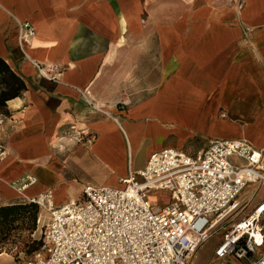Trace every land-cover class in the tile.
<instances>
[{
	"label": "crops",
	"instance_id": "crops-1",
	"mask_svg": "<svg viewBox=\"0 0 264 264\" xmlns=\"http://www.w3.org/2000/svg\"><path fill=\"white\" fill-rule=\"evenodd\" d=\"M242 1L0 0V57L26 83L0 125V206L47 190L64 204L80 192L62 185L100 184L59 174L94 159L126 175L167 146L194 155L245 139L264 151V0Z\"/></svg>",
	"mask_w": 264,
	"mask_h": 264
},
{
	"label": "built area",
	"instance_id": "built-area-1",
	"mask_svg": "<svg viewBox=\"0 0 264 264\" xmlns=\"http://www.w3.org/2000/svg\"><path fill=\"white\" fill-rule=\"evenodd\" d=\"M19 28L21 37L35 34L29 22ZM6 155L0 139V160ZM35 182L27 176L18 190ZM118 182L84 185L61 205L50 190L24 197L46 220L42 245L24 264H191L197 248L237 212L238 196L253 186V198L264 184V151L245 139H213L194 155L167 146ZM153 192L165 194L153 200ZM263 217L264 196L230 226L214 258L264 264Z\"/></svg>",
	"mask_w": 264,
	"mask_h": 264
},
{
	"label": "rangeland",
	"instance_id": "rangeland-1",
	"mask_svg": "<svg viewBox=\"0 0 264 264\" xmlns=\"http://www.w3.org/2000/svg\"><path fill=\"white\" fill-rule=\"evenodd\" d=\"M128 166L129 164L134 166L136 168L137 166H140L143 152L140 151H134L132 149L128 150ZM104 159V158H102ZM90 168L83 169V168H76L73 165L68 166L67 168V174H59L60 179H65L71 181V179H75L78 182H92L95 184L100 185H108V186H115L113 185L115 183L116 177L119 178L120 173L124 168L126 172V164L122 166H119L116 168L115 166H111L108 162L104 160H96L94 159L89 165ZM116 168V169H115ZM115 169V170H112ZM128 169V168H127ZM40 177H45V179H50V185L55 184V181L58 177V175L55 177H52V175H45L40 174ZM73 182V181H72ZM80 184H64L62 185V188L60 189V194L65 192L67 188H70L69 192L65 194L64 196L72 197L75 194L79 193L82 189L79 186ZM117 186V185H116ZM55 190V189H54ZM253 190V186L247 187L243 193H241L238 196V200L240 203V207L238 208L237 212L231 216L229 219H227L221 226H219L212 234L208 236L205 242H203L196 250L195 254L192 257L191 264H224V261H219L214 258V249L216 245L220 242L224 234L227 232V230L230 228V226L240 220L241 218L245 217L251 207L264 196V184H262L257 192V194L251 198V192ZM51 191V190H50ZM56 191V190H55ZM52 192V191H51ZM53 194V192H52ZM165 194L164 192H153L151 197L153 200H157L159 196H162ZM62 195V194H61ZM67 195V196H66ZM61 197V196H60ZM77 198V197H75ZM21 201V200H18ZM45 215L43 211L39 210L38 213V219L36 222V230L33 232L31 238L34 240L41 241L43 240V232L44 228L42 224L45 223ZM260 224L264 227V217L262 218V221ZM22 238L16 240L15 243L11 245H7L2 249V252L8 254L10 258L7 259H0V264H24L28 258L32 256L33 253L28 252L30 246L28 245V239L26 236V233L22 234ZM29 238V237H28ZM42 244V243H41ZM1 252V253H2Z\"/></svg>",
	"mask_w": 264,
	"mask_h": 264
},
{
	"label": "trees",
	"instance_id": "trees-1",
	"mask_svg": "<svg viewBox=\"0 0 264 264\" xmlns=\"http://www.w3.org/2000/svg\"><path fill=\"white\" fill-rule=\"evenodd\" d=\"M25 90L23 77L0 57V115H8L7 102L20 96ZM38 213V206L25 200L0 206V253L5 246L22 238L23 233L29 237L28 252L34 253L41 247V241L31 238L36 230Z\"/></svg>",
	"mask_w": 264,
	"mask_h": 264
},
{
	"label": "bare ground",
	"instance_id": "bare-ground-1",
	"mask_svg": "<svg viewBox=\"0 0 264 264\" xmlns=\"http://www.w3.org/2000/svg\"><path fill=\"white\" fill-rule=\"evenodd\" d=\"M22 40L25 42V43H27V42H29V40H30V38H28V37H22ZM42 74H44V75H46V73L44 72V71H42ZM121 174H122V176H124L125 175V171H124V168H123V170L121 171ZM113 185H119V182H118V178L116 177V179H115V183L113 184ZM74 198H71V200H73ZM239 205H240V203H239V200H238V207H239ZM7 258H10V256L8 255V254H6V253H4V252H2V253H0V259H7Z\"/></svg>",
	"mask_w": 264,
	"mask_h": 264
}]
</instances>
